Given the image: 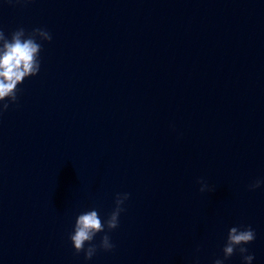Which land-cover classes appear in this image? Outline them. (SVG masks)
Listing matches in <instances>:
<instances>
[{
	"label": "water",
	"instance_id": "obj_1",
	"mask_svg": "<svg viewBox=\"0 0 264 264\" xmlns=\"http://www.w3.org/2000/svg\"><path fill=\"white\" fill-rule=\"evenodd\" d=\"M20 28L52 40L0 114V264H214L248 225L264 264V0H0ZM117 193L87 260L69 234Z\"/></svg>",
	"mask_w": 264,
	"mask_h": 264
},
{
	"label": "clouds",
	"instance_id": "obj_2",
	"mask_svg": "<svg viewBox=\"0 0 264 264\" xmlns=\"http://www.w3.org/2000/svg\"><path fill=\"white\" fill-rule=\"evenodd\" d=\"M38 39L51 42L52 35L41 28H36L29 33L20 28L12 33L11 40H9L0 30V42H2V47H0V114L9 108V103L6 101L17 102L18 85L22 84L26 78L36 76L40 72L39 56L42 45L37 42ZM198 182L201 184L200 191L202 193L212 190L203 179ZM262 185H264V179H258L248 185V190L254 191ZM129 198L130 193H117L115 208L106 220H102L95 209L84 211L78 215L74 229L69 234V239L77 254L83 252L85 259L91 260L98 249L107 252L115 248L108 233L119 227L120 215L126 210L124 204ZM99 233L105 234L97 245L93 241ZM255 239L256 233L251 225L231 227L222 249L223 259H215L214 264H225V260L232 257L237 251L245 264H252L254 255L249 254V249L244 245L252 243Z\"/></svg>",
	"mask_w": 264,
	"mask_h": 264
}]
</instances>
